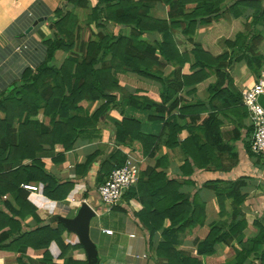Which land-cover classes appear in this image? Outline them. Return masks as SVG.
<instances>
[{"label": "trees", "instance_id": "obj_1", "mask_svg": "<svg viewBox=\"0 0 264 264\" xmlns=\"http://www.w3.org/2000/svg\"><path fill=\"white\" fill-rule=\"evenodd\" d=\"M66 1L75 7L90 8L89 0ZM157 2L166 6L168 19H158L150 14L151 6ZM223 2L224 0H95L91 6L90 21L95 27H102V32H93L95 38L89 37L88 40H80L78 30L73 28L75 25L79 26L77 14L61 7L57 10L52 20L57 31L45 43L46 59L34 69L25 71L17 94L19 98L11 101L5 96L0 97V110L5 113V117L0 119V140L14 120L20 122L18 130L9 137L6 145L3 146L0 142V196L11 193L21 207L17 216L12 217L0 210V233L6 230L10 234H17L9 243L0 244V250H4L3 256L17 252L20 246L25 245L31 254L39 255L37 259L29 256V264H87V260L73 257L65 258L62 263L52 261L49 251L52 242L59 247L60 257L70 248H82L79 242L73 245L64 242L62 234L65 227L62 223H58L55 229L44 223L31 231L22 232L21 222L28 212L24 207L29 205L26 200L28 190L22 184L40 183L42 194L58 201L64 200L73 187L72 182L57 180L45 170V164L34 156L35 150L42 143L50 146L59 143L65 150H71L83 131L100 121H106L110 110L118 105L123 108L126 102L143 110L154 108L153 111L164 116L178 104L180 98L174 101L172 107L166 108V104L183 87L193 83L196 90L205 88L210 91L212 86L214 90L220 89L227 80L235 91L233 97L236 101H241L240 87L230 83L228 76L218 65H215L211 74L205 72L206 69H211V61L207 58H211L218 49L215 47L214 51L209 44L223 38L225 45L230 47L231 38L235 36L236 42L244 32L245 38L250 39L249 45L244 47L248 56L249 72L259 74L264 67V56L257 48L262 36L255 26L264 24V0H236L227 6ZM242 6L251 8L253 13L245 16L236 14L235 11ZM187 8L191 9L189 13H185ZM198 21L212 23L213 27L200 42L195 43L192 37ZM109 26H112L111 30L107 28ZM125 27L129 28L127 34L123 33ZM154 32L161 33V43L154 45L141 39L143 34ZM180 39H184L183 42ZM186 41L192 45L186 47ZM74 48L80 55L72 51ZM57 50L70 53L59 67L53 64ZM189 51L198 56L196 64L201 69L191 77L181 80V65ZM222 52L226 54L225 50L220 53ZM159 56L174 64L175 69L170 77L163 76L164 63L159 61ZM129 71L136 73L137 78L128 76ZM145 79H151L157 84L147 83ZM206 81L210 82L203 86ZM121 84H129L138 92L150 90L148 92L153 96L157 95L160 100L140 102L136 95H129V101H118L115 92L122 88ZM54 98L59 99L57 106L53 103ZM100 100L104 102L90 114V103ZM42 104V114L50 115L53 112L54 118L51 128L41 133L37 131L42 139L35 141L33 136H23L22 130L34 131L39 127L41 117L38 109ZM25 113L26 119L22 121ZM121 114L123 119L117 125V139H123V134L132 136L134 133L140 139L143 152L154 155L161 142L160 136L142 135L139 133L141 120L126 115L122 109ZM35 116L36 120L30 119ZM151 118L163 120L162 116ZM165 129L173 144H179L177 134L181 127L177 125V117L166 121ZM188 143L189 141L182 143L181 146L185 147ZM117 154L119 155L114 158L116 165L103 167L106 178L114 168L125 164V157L120 156V152ZM154 170L149 166L142 167L138 182L125 192L127 198H134L142 205V209L134 212L133 216L143 228L151 247L156 233L162 231V240L155 247L157 264H245L246 258L253 253L257 263L250 260L247 264H264V226L260 224H257L258 234L248 240L249 248H242L232 259L218 263L215 249L217 243L230 244L236 237L241 242L245 222L237 219V208L223 222L207 224L203 205L185 199L178 193L175 181L165 180L163 175L155 174ZM146 176L147 179L144 178ZM99 178L97 186L105 182L102 181V168ZM223 201V198H218L220 210L224 208ZM29 212L37 217L33 207ZM166 218L170 223L163 227ZM180 233L195 246V253L177 249ZM21 256H25L24 253Z\"/></svg>", "mask_w": 264, "mask_h": 264}, {"label": "crops", "instance_id": "obj_2", "mask_svg": "<svg viewBox=\"0 0 264 264\" xmlns=\"http://www.w3.org/2000/svg\"><path fill=\"white\" fill-rule=\"evenodd\" d=\"M235 1L224 0L223 5L227 6ZM91 3L94 4L95 0H90L89 6ZM60 7L72 10L78 15L80 27L75 25L73 28L75 31L78 30L80 40H88L89 37L93 39L95 38L92 35L93 32L97 34L102 32V27H95L90 21V15L85 17L84 14L89 9L75 7L66 0H0V97L5 96L11 101L19 98L17 94L23 83L25 71L34 69L46 59L47 45L45 43L54 35L50 24L53 23L52 20ZM190 11L191 9L187 8L185 13ZM253 11L251 8L242 6L235 13L245 16L251 15ZM150 14L158 19H168L167 8L160 2L151 6ZM37 19L41 21L31 29L33 22ZM212 27V23L198 21L192 37L193 41L200 42ZM107 28L111 30L112 26ZM255 28L262 36L257 48L264 56V24H256ZM177 29L180 30V27L177 26ZM128 30L129 28L125 27L123 33L127 34ZM245 35L243 32V36L236 42L235 36L231 38L232 46L230 47L225 45L223 38L210 43L214 51L215 47L218 49L211 58H207L211 61V69L205 70L206 73L211 74L215 65H218L221 71L226 73L230 83L240 87V91L252 86L264 72V67L259 74L249 72L248 56L244 52V47L249 45L250 39L245 38ZM141 39L148 40L154 45L163 41L159 32L145 33ZM177 41H179L178 38ZM184 45L190 47L192 44L186 41ZM253 47L256 48V46ZM223 50L226 54L220 53ZM72 51L80 55L75 48ZM157 54L159 55V51ZM69 55V52L57 50L54 53L53 64L61 66ZM197 59L198 56L193 52H188L181 65V80L191 77L195 72H200L201 67L196 64ZM159 61L164 63L163 76L170 77L175 69L174 64L162 56H159ZM127 75L135 78L138 76L132 71H129ZM145 81L157 84L151 79H145ZM207 82L210 81L204 82L203 86ZM121 85L122 88L115 92L118 101L122 99L129 101V95H136V99L140 102L160 100L157 95L150 94V90L138 92L129 84ZM231 86L227 80L220 89L214 90L212 86L210 91L205 88L196 90L194 83L186 85L166 104V108L172 107L174 101L180 98L178 104L164 116L153 111L154 108L143 110L128 102L123 108L121 105L115 106L116 108L110 110L105 118L106 121H100L83 131L71 150H65L59 143L54 146L42 143L41 147L35 150L34 156L45 164V170L57 180L72 182L73 187L64 200L58 201L43 195L40 183H28L37 186L38 189H27L26 200L29 205L24 207L28 212L21 222L22 232L31 231L44 223L55 229L60 223L54 219L56 216L72 217L82 202L86 201L96 211V216L91 221L90 234L98 249V264H157L155 247L162 240V231L156 233L151 247L143 228L133 216L134 212L142 209V205L134 198H127L125 192L116 205L105 206L96 192L101 168L102 181H106L108 177L106 178L103 174V167L116 165L114 158L120 152V156L125 157V162L129 159L139 165L138 179L141 176L142 167L149 166L155 169V174L163 175L165 180L175 181L179 194L189 201L203 205L207 224L223 222L237 208V219H243L245 222L241 242L236 237L230 244L217 243L215 249L218 263L232 259L242 248H249L248 240L259 232L257 224L264 226V159L251 151L253 127L250 111L242 104V101L235 100L233 97L235 91ZM259 100L264 108V95ZM53 101L57 106L59 99L54 98ZM102 102L104 101L90 103V114ZM121 109L126 115L141 120L139 133L144 136H160L161 142L154 155H151V152H143L140 139L134 133L132 136L123 134L121 135L123 139H117V125L123 119ZM43 111L42 104L38 109V115L41 117L39 127L34 131L23 129V136H33L35 141L41 140L40 133L52 127L53 112L50 115H43ZM50 111L53 110L50 109ZM26 116L25 113L22 121L26 119ZM155 116H162L163 120H153L151 117ZM4 117L5 113L0 110V119ZM174 117H177V125L181 127L177 134L179 144H173L172 138L168 137L165 129V122ZM30 119L36 120L37 116ZM55 119H58V115ZM19 123L16 119L11 123L12 125L8 126L0 140L1 145H6L9 137L18 130ZM187 141L189 143L185 144V147L181 146ZM144 178L147 179V176ZM21 186L23 187V184ZM218 198L224 199L223 210H220ZM32 207L38 218L30 214ZM0 210L12 217L17 216L21 207L17 205L11 193H6L0 196ZM169 223L166 218L163 227H167ZM104 229L112 230V233L107 234L103 231ZM16 235L4 230L0 233V244L9 243ZM62 237L66 244L73 245L79 242L77 236L66 228ZM183 237L180 233L177 249L195 253V246ZM3 251L0 250L1 264H29L27 260L29 256L35 259L39 257L37 254H31L30 249L25 245L20 246L17 252L4 256ZM49 251L52 261L56 263H62L67 257L87 260L83 248H70L60 257L59 247L52 242ZM21 253L25 256H21ZM142 254L146 255L145 258L141 257ZM250 260L257 263L255 253L248 256L244 263L247 264Z\"/></svg>", "mask_w": 264, "mask_h": 264}, {"label": "built area", "instance_id": "obj_3", "mask_svg": "<svg viewBox=\"0 0 264 264\" xmlns=\"http://www.w3.org/2000/svg\"><path fill=\"white\" fill-rule=\"evenodd\" d=\"M31 15V13H29ZM242 104L250 111L253 132L250 141V148L254 155L264 159V108L260 103V97L264 95V72L258 80L250 87H246L241 91ZM139 173V165L126 160L123 166L114 168L109 174L107 180L97 186L99 200L105 206H114L121 199L127 188L137 182ZM24 188L29 190H37V186L24 184ZM107 234H111L112 230L104 229ZM133 236V235H131ZM139 257L138 255H133ZM145 254L141 257L145 258Z\"/></svg>", "mask_w": 264, "mask_h": 264}, {"label": "water", "instance_id": "obj_4", "mask_svg": "<svg viewBox=\"0 0 264 264\" xmlns=\"http://www.w3.org/2000/svg\"><path fill=\"white\" fill-rule=\"evenodd\" d=\"M41 19H37L33 22L31 29L35 27ZM50 27L54 32L56 28L53 23ZM96 216V211L90 203L83 201L76 213L72 217L56 216L54 219L62 223L64 227L74 233L79 243L81 244L85 255L87 257V264H98V249L95 242L91 238V221Z\"/></svg>", "mask_w": 264, "mask_h": 264}, {"label": "rangeland", "instance_id": "obj_5", "mask_svg": "<svg viewBox=\"0 0 264 264\" xmlns=\"http://www.w3.org/2000/svg\"><path fill=\"white\" fill-rule=\"evenodd\" d=\"M90 1V0H89ZM91 6L93 5L92 3L90 4ZM91 6H90V8L88 7V8H86V9H89V11H86L85 12V17L87 16V15H91ZM129 31V30H128Z\"/></svg>", "mask_w": 264, "mask_h": 264}]
</instances>
